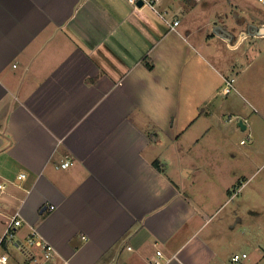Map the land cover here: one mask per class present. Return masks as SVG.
Masks as SVG:
<instances>
[{
    "label": "crops",
    "instance_id": "obj_1",
    "mask_svg": "<svg viewBox=\"0 0 264 264\" xmlns=\"http://www.w3.org/2000/svg\"><path fill=\"white\" fill-rule=\"evenodd\" d=\"M192 2L172 29L128 0H0V236L18 214L15 242L36 229L51 264H264V236L216 219L212 171L191 185L199 169L166 168L226 81L192 40ZM260 39L264 19L229 45L240 74Z\"/></svg>",
    "mask_w": 264,
    "mask_h": 264
},
{
    "label": "rangeland",
    "instance_id": "obj_2",
    "mask_svg": "<svg viewBox=\"0 0 264 264\" xmlns=\"http://www.w3.org/2000/svg\"><path fill=\"white\" fill-rule=\"evenodd\" d=\"M177 10L176 14H183L185 9ZM186 11L185 23L190 22L196 28L192 40L227 74L221 94L214 99L215 105L207 113L210 116H201L180 137L175 150H171L176 155L171 161L165 160L167 171L175 175V171L184 165L199 169L188 178L191 185L194 182L204 184L199 171H212L213 177L205 184L212 188L209 192L217 206L213 209L217 212L216 219L243 218L245 223L239 225L240 230L247 235L254 228L255 233L263 237L264 39H260L259 60L244 74L239 73L242 61L237 64L235 52L228 47L233 46L232 42L236 41L241 30L264 19V4L259 0H201L193 1L192 7ZM217 27H222L220 30L223 29L226 36L233 37L222 41L215 36ZM232 62L233 65L228 66ZM228 81L232 87L229 93H225ZM240 121L246 125L245 130L239 126ZM221 186L229 191L219 192ZM254 218L260 222L261 229L253 223ZM23 244L26 246L25 242ZM24 246L7 242L6 247L0 249L9 255L7 264H27L28 254Z\"/></svg>",
    "mask_w": 264,
    "mask_h": 264
},
{
    "label": "built area",
    "instance_id": "obj_3",
    "mask_svg": "<svg viewBox=\"0 0 264 264\" xmlns=\"http://www.w3.org/2000/svg\"><path fill=\"white\" fill-rule=\"evenodd\" d=\"M136 7H149L154 10L172 29H175L180 24V18L178 16V10L181 6H183L188 0H128ZM194 2H200L201 0H192ZM262 4H264V0H259ZM142 2V6L139 3ZM174 4H177L175 8H173ZM164 6V8H163ZM169 8V10H167ZM232 87L231 81H228L224 92L229 93ZM244 142V141H242ZM72 165L71 160H66L61 164L62 167L66 168ZM26 178V173H20L18 175V179L23 180ZM7 183L0 182V209L3 207L2 197L7 190ZM18 214L13 215L7 226L5 228L4 233L0 236V249L3 248V242H13L17 246H24V244L16 241V229L22 225V220L18 219ZM26 240V246H24L27 255V264H51L56 259L57 251L54 246L48 241L44 240L40 233L33 229L29 234ZM40 248L39 253L34 252L32 250L33 247ZM158 258L154 261L155 264H161L159 257L162 256L161 251H157ZM241 256L246 257V253L240 255L236 254L234 256V261L238 262ZM9 255L5 252L0 251V264H7L9 262Z\"/></svg>",
    "mask_w": 264,
    "mask_h": 264
},
{
    "label": "water",
    "instance_id": "obj_4",
    "mask_svg": "<svg viewBox=\"0 0 264 264\" xmlns=\"http://www.w3.org/2000/svg\"><path fill=\"white\" fill-rule=\"evenodd\" d=\"M142 4H143L142 2L139 3L140 6H142ZM239 126H241V128H242L243 130L246 129V125L244 124L243 121H240V122H239Z\"/></svg>",
    "mask_w": 264,
    "mask_h": 264
},
{
    "label": "trees",
    "instance_id": "obj_5",
    "mask_svg": "<svg viewBox=\"0 0 264 264\" xmlns=\"http://www.w3.org/2000/svg\"><path fill=\"white\" fill-rule=\"evenodd\" d=\"M147 66H148L149 68H152V67H153L152 62H151V61H150V62H147ZM155 164H156V162H155ZM3 246L6 247V242H5V241L3 242Z\"/></svg>",
    "mask_w": 264,
    "mask_h": 264
}]
</instances>
